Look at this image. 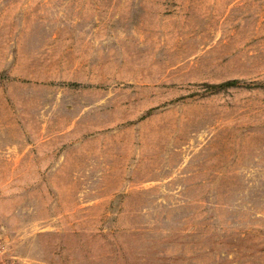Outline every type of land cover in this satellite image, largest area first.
Returning <instances> with one entry per match:
<instances>
[{
	"label": "rangeland",
	"instance_id": "374dc122",
	"mask_svg": "<svg viewBox=\"0 0 264 264\" xmlns=\"http://www.w3.org/2000/svg\"><path fill=\"white\" fill-rule=\"evenodd\" d=\"M0 249L264 264V0H0Z\"/></svg>",
	"mask_w": 264,
	"mask_h": 264
},
{
	"label": "trees",
	"instance_id": "16d2710c",
	"mask_svg": "<svg viewBox=\"0 0 264 264\" xmlns=\"http://www.w3.org/2000/svg\"><path fill=\"white\" fill-rule=\"evenodd\" d=\"M237 84H238V81L236 79H233V80H228L223 83H220L219 86H233Z\"/></svg>",
	"mask_w": 264,
	"mask_h": 264
},
{
	"label": "built area",
	"instance_id": "2783aa9c",
	"mask_svg": "<svg viewBox=\"0 0 264 264\" xmlns=\"http://www.w3.org/2000/svg\"><path fill=\"white\" fill-rule=\"evenodd\" d=\"M0 251H1V249H0Z\"/></svg>",
	"mask_w": 264,
	"mask_h": 264
}]
</instances>
